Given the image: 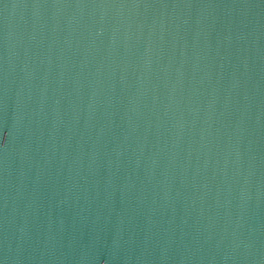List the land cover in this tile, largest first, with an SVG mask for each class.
Segmentation results:
<instances>
[{
	"label": "water",
	"instance_id": "95a60500",
	"mask_svg": "<svg viewBox=\"0 0 264 264\" xmlns=\"http://www.w3.org/2000/svg\"><path fill=\"white\" fill-rule=\"evenodd\" d=\"M0 264H264V0H0Z\"/></svg>",
	"mask_w": 264,
	"mask_h": 264
}]
</instances>
